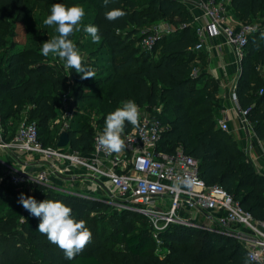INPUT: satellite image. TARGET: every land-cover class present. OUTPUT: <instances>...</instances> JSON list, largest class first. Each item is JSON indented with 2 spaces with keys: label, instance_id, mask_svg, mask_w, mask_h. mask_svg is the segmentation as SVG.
<instances>
[{
  "label": "trees",
  "instance_id": "trees-1",
  "mask_svg": "<svg viewBox=\"0 0 264 264\" xmlns=\"http://www.w3.org/2000/svg\"><path fill=\"white\" fill-rule=\"evenodd\" d=\"M54 3L83 6L85 16L79 32L89 39L81 46L90 48L88 53L92 55L83 62L90 67L94 65L91 58L109 65L101 78L106 90L104 96L84 92L86 80L75 78L76 87L70 88V93L73 105L78 102V108H74L64 129L67 146L81 153L91 152L96 132L88 111L95 107L102 110L100 118L105 123L107 114L123 101L131 99L138 106L147 107L160 102V111L153 113L165 128L156 147L171 151L177 144L182 145L185 152L198 160V174L206 184L220 185L254 218L264 219V175L246 159L231 134L215 125V80L209 77L199 81V74L196 78L190 75L191 61L200 51L190 49L195 35L187 8L177 0H110L106 6L104 0H0V11L7 18L32 27L33 10L38 8L36 19L44 20ZM113 8L121 9L125 15L115 21L107 20L104 14ZM230 8L240 22H249L259 13L264 15V0H230ZM158 20L182 26L163 35L150 51H142L137 45L140 29ZM84 25L99 28V43L92 42L91 36L83 31ZM5 43L0 34L1 50ZM157 47L155 58H147ZM243 49L235 94L241 107L249 106L251 128L262 137L264 78L258 75L256 66H264V29L248 33ZM3 53L0 124L27 106L25 116L35 123L40 142L56 145L59 127L53 140L42 134H48V128L53 125L51 119L56 109L59 111L60 95L70 86L68 80L59 66L50 64L32 48L7 54L4 49ZM138 56L144 60L132 66ZM131 127L125 122L124 131ZM14 130L15 127L10 128L11 132L6 136L3 133V137L10 138ZM1 171L0 264H255L248 261L245 249L232 236L171 223L157 231V242L150 223L141 213L120 208L118 216L113 217L106 211L105 201L99 198L35 183L31 196L38 203L45 199L63 202L77 220L85 221L92 233L91 242L74 259L68 260L57 245L37 230L38 218L18 204L9 203L8 197L20 190L6 183ZM137 217L144 219L146 226L138 224Z\"/></svg>",
  "mask_w": 264,
  "mask_h": 264
},
{
  "label": "built area",
  "instance_id": "built-area-1",
  "mask_svg": "<svg viewBox=\"0 0 264 264\" xmlns=\"http://www.w3.org/2000/svg\"><path fill=\"white\" fill-rule=\"evenodd\" d=\"M192 3L200 9L201 19L198 15H191L195 41L190 49L201 50L208 37L221 36L222 43L232 51L238 65L247 34L258 27L252 22L238 21L235 24L231 18L230 0H192ZM180 26L165 20L153 22L140 29L137 45L142 51H150L158 39ZM229 91L237 122L248 133L252 129L247 116L249 106L238 104L235 83ZM261 91L260 88L258 92ZM59 101V111L54 120L59 123L60 130H64L74 111L70 86L62 92ZM159 111L160 108H156L155 112ZM215 125L227 131L225 114L216 117ZM164 128L165 124L153 112L141 113L139 127L132 126L122 133L126 147L120 153H109L102 148L97 139L101 132H96L92 150L85 154L67 145H43L35 123L24 116L8 139L3 137L0 124V151L9 153L16 163L21 164L24 160V164H35L36 169L28 171L20 164V168H15L0 158V163L10 168L6 172L3 170V176L14 187L31 180L70 192L56 185L52 178L79 168L103 188L107 196L115 197L112 203L117 208L144 215L155 238L157 231L171 223L215 231L236 238L245 249L248 261L264 264V219L254 218L220 185L206 184L198 174V160L185 152L182 145L177 144L171 151L157 148ZM260 142L264 144V135ZM242 151L246 159L252 161L250 145H244ZM23 155L25 158L22 160ZM32 158L36 163L31 161ZM186 177L195 181L193 187L177 192L174 185ZM197 216H202L203 222L196 220Z\"/></svg>",
  "mask_w": 264,
  "mask_h": 264
},
{
  "label": "clouds",
  "instance_id": "clouds-1",
  "mask_svg": "<svg viewBox=\"0 0 264 264\" xmlns=\"http://www.w3.org/2000/svg\"><path fill=\"white\" fill-rule=\"evenodd\" d=\"M110 0H104L105 6ZM105 18L115 21L122 18L125 12L119 8H113L105 12ZM85 16V10L81 5L67 6L63 3L51 5L50 15L44 19L46 26L55 27L58 33L42 44V55L58 57L64 61V67L74 69L81 74V79L95 77V72L83 62L79 49L70 37L74 32L81 31V22ZM83 31L91 36L93 43H99L101 36L99 28L95 25H84ZM125 122L134 127L140 125V109L135 101L129 99L123 101L121 106L107 114L103 132L98 136V143L109 153H120L125 149L126 143L122 139L125 130ZM195 181L192 178H183L174 185L177 192L183 189H191ZM18 203L31 215L39 219L37 230L47 236V239L57 245L68 260L74 259L91 242L92 233L84 220H77L72 215V209L61 201L45 199L37 202L34 197L19 194Z\"/></svg>",
  "mask_w": 264,
  "mask_h": 264
},
{
  "label": "rangeland",
  "instance_id": "rangeland-1",
  "mask_svg": "<svg viewBox=\"0 0 264 264\" xmlns=\"http://www.w3.org/2000/svg\"><path fill=\"white\" fill-rule=\"evenodd\" d=\"M38 11V8L33 10V18L30 20L31 23H33L32 27H28L27 25H25L22 21H17L11 18H7L4 14H2V12L0 11V34L4 37L6 43L4 46H6L4 49H6V54L11 52V51H19L23 48H32L33 50H35L36 52L39 53L40 56L44 57L42 55V44L51 39L52 36L57 35L58 33L55 32V27H50V26H46L43 23V19H36V12ZM252 24L256 25L258 27V29H264V15L263 13H259L256 15L255 18L252 19ZM73 43L76 45V47L79 49L80 54L83 57V61L85 60V58L90 55L88 53V51L90 50V48H84L81 46V43L85 40H88L89 37L88 36H84L83 33L81 34L80 32H74L73 35L71 36V38ZM4 49H0V66H2V64L4 63V59H5V54ZM205 51V47L199 52L198 55L201 56V53H203ZM158 53V47L147 57L149 59H153L155 58V56ZM92 56V55H90ZM196 56V55H195ZM46 61H48L50 64L53 65H57L59 66V68L61 69V71L63 72V75L65 77L66 80L69 81L70 84V88H75L76 87V81L75 78H80L81 79V74H78L75 72V70H71L68 68L64 67V61L60 60L58 57H53L52 54H50L48 57H45ZM57 60V62L55 61ZM144 60L143 56H138V58L136 59V63H134L132 66H134L135 64H139L141 61ZM90 61L94 64L92 66H90V68L92 70H94L95 72V77L94 78H89V79H85L86 80V84L83 86V90L84 92H94L97 96H104L106 90H105V85L103 84L101 78L104 74H106L108 72V68L109 65L107 62L105 61H100V60H93L90 58ZM204 64L202 62H197V63H193L191 66V76L196 78L195 76L198 75L197 77H199V81L202 78H209L211 77L209 74L201 72L200 69L203 68ZM194 68V69H193ZM212 78V77H211ZM91 86V87H90ZM260 89V88H259ZM74 108H78V102L74 103ZM140 109V114L141 113H145V112H155L156 108H161V103L157 102L156 104L152 105L151 107H147L145 105L143 106H138ZM28 107L26 106L24 109L17 111V113L14 115V117H9L8 119H5L3 121H1V128L2 130L8 131L10 128L14 129V127L16 128L17 124L19 121H21L23 119V117L26 115V109ZM87 110V109H86ZM89 113V120L91 123V126H93L94 132L103 130L105 123L103 121V118L100 116H102V110L100 111L99 108H94L90 111H88ZM58 114V109H56L55 115L54 117L51 119V122L53 125H51V127L48 128V134H42V136L44 137L45 135H48L50 137L51 140H53V134L54 132L58 129L59 127V123L57 121H55L54 119L56 118ZM97 118H99V121L97 120ZM250 124L251 119L249 118ZM252 126V124H251ZM232 136V135H231ZM233 137V136H232ZM3 156V157H2ZM0 158H5V156L2 154V152L0 151ZM3 162H5V164H10L8 163V161H6V159H2ZM0 171L3 172V170L6 172L8 168L6 165L0 163ZM16 166V165H15ZM15 168H20L15 167ZM28 171H32L31 169H26ZM1 176L2 173H1ZM4 178V176H3ZM79 184H74L73 181L69 182L67 186H69L71 189H73V192L75 194H82L85 195L87 197H93V198H99L103 201H105V203L107 204V209L106 211L111 214L113 217H117L118 216V212L120 208H117L112 202L113 199H115L114 196L110 195L107 196L106 193L99 188L94 182H91L89 180L84 181V183H81L82 181H79ZM6 183H8L6 181ZM35 182H32L31 180H26L23 181L19 186L14 187L16 190H20L19 192H17L16 194H12L8 197L9 203L10 204H18L20 207H23L20 203H18V198H19V194L20 193H24L26 196H31L32 194V190L34 187ZM68 190V189H67ZM196 220L203 222L204 218L201 216H197ZM136 222L138 224H140L141 226H146V221L142 218L137 217L136 218ZM156 239L158 240V237H156Z\"/></svg>",
  "mask_w": 264,
  "mask_h": 264
},
{
  "label": "crops",
  "instance_id": "crops-1",
  "mask_svg": "<svg viewBox=\"0 0 264 264\" xmlns=\"http://www.w3.org/2000/svg\"><path fill=\"white\" fill-rule=\"evenodd\" d=\"M181 2L188 10L190 15H200V9L192 3V0H177ZM201 19V16H199ZM231 18L232 21L237 24L239 21L231 10ZM192 19V16H191ZM191 21V20H190ZM202 50V49H201ZM199 50V51H201ZM198 52V51H197ZM203 55V56H202ZM201 56L198 54L191 61V66L193 63L202 62L204 64L203 68L200 69L201 72L209 74L213 80L216 82V97H217V116L220 114H225V120L227 124V132L230 133L233 138L236 140L239 148L242 150L244 145H250L249 154L252 157V164L255 170L264 175V145L261 144V137L257 136L253 129H251L248 133L244 128H242L237 119L235 117L234 111L232 109V102L229 99V89L237 78V63L235 62V58L233 56L232 51L222 43L221 36H210L206 39L205 51L201 53ZM194 69V68H193ZM258 75L264 78V66L261 64H257L256 66ZM10 129L8 131L2 130V135L5 133V136L10 133ZM2 152V151H1ZM5 156L9 165L16 167L20 163H16L13 157L6 152H2ZM3 157V156H2ZM36 157V156H34ZM25 158V155L21 158L22 160ZM35 158H32L31 161L36 163ZM20 165H24V168L35 170L36 165L34 164H24V160ZM89 180L94 182L90 177L86 176L84 172L79 168H72L69 171H64V174L61 177H54L52 181L56 183V185L73 191L68 183L73 181L74 184L84 183V181ZM96 184V183H95ZM99 187V186H98ZM100 188V187H99ZM103 190V188H101ZM104 191V190H103ZM105 192V191H104Z\"/></svg>",
  "mask_w": 264,
  "mask_h": 264
},
{
  "label": "water",
  "instance_id": "water-1",
  "mask_svg": "<svg viewBox=\"0 0 264 264\" xmlns=\"http://www.w3.org/2000/svg\"><path fill=\"white\" fill-rule=\"evenodd\" d=\"M56 146H65L68 144V135L65 130H60L55 141Z\"/></svg>",
  "mask_w": 264,
  "mask_h": 264
}]
</instances>
